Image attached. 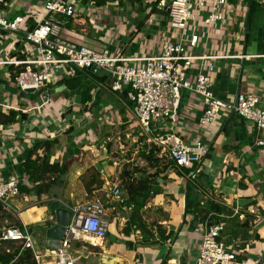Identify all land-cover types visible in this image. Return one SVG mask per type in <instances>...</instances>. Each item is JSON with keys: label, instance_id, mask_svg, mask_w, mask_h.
<instances>
[{"label": "crops", "instance_id": "0c3cea01", "mask_svg": "<svg viewBox=\"0 0 264 264\" xmlns=\"http://www.w3.org/2000/svg\"><path fill=\"white\" fill-rule=\"evenodd\" d=\"M7 1L12 5L9 9H5V14L9 19H13L15 16H22L26 19L20 25L21 31L30 30L36 25L41 14H37L34 18L29 12H42L38 0L34 8L31 4L18 3L17 0ZM13 2L16 3L12 4ZM154 2V0H138L135 3L141 9H136L137 7L133 8L131 3H128L129 6L128 4L121 6L123 3L116 5L117 2L108 1L99 6L102 9L100 14H97V11L95 15L89 12L86 15H80L79 18L67 19V25L61 31V35L78 45L91 47L98 51L106 48L112 54H119L125 58L158 54L162 39L160 31L162 33L165 28V23H163L165 17L163 14L157 13L162 15L163 20H160L155 15L156 10L151 11ZM255 2L259 5L260 13L253 25L256 30L250 32L248 42H245L248 0H228L229 11L225 17V26L218 27L219 29L215 27L217 35L214 34L215 30L213 29H202V31L204 30L202 38H206L210 43L211 48L209 49L217 47L218 53L224 56L216 61L213 60L216 73L213 76L212 91L221 100H233L238 91L244 90L252 91L262 101L264 100V54H262L261 47V44L264 43V0H255ZM122 10H125L124 13L130 14L132 21L130 24V19L123 16L122 21L128 23V26L126 30L120 29L124 31V34L119 35L115 41L114 36L111 39V33L116 27L110 25L112 23L110 19L120 15ZM86 18L89 21L93 20V23L99 19L101 21L105 19L108 26L102 31H95V29L90 31L88 27H85ZM260 24L262 25L259 26ZM20 35L17 33L11 37L14 39ZM202 38L198 48L203 49V46L206 47V43H202ZM224 44H226V49L222 47ZM253 44L257 51L248 52L249 45ZM14 48L10 47L13 50H8V54L11 56L16 55L20 47L17 44L15 51ZM149 51L151 54H148ZM203 53H209V51L207 52L204 48L203 52L197 53V55ZM240 54L250 58H238L237 56ZM2 67L0 66L2 73L0 75V99L6 101L13 99L11 104L14 111L24 113L27 118L24 120V124H22V120L9 126H0V182L5 181L10 175L21 176L19 171L23 157L36 138L57 136L59 144L53 148L50 161L63 162L68 167L67 173L61 179L62 183L65 178L67 185L62 190H60L61 187L53 190L51 192L53 198L47 203H44L47 200V194L41 196L31 194L28 198H24L23 200L31 203L21 210L20 203H17L18 210L25 212L24 218L21 217V213H15L7 205L17 221L28 227L32 237L36 233L37 237L41 238L36 246L33 237V250L35 252V248H38L39 264H56L57 258L54 250L49 247L44 238L45 229L52 226L54 220L53 215L48 211L49 202L57 200L70 209L79 204V201H82L87 193L84 187L85 181L81 183L80 180H77L82 169H87L89 164L88 158H81L84 155L83 152H86L88 148L85 145H76L77 138L84 136L83 129H75L69 135L76 151L73 148L68 150V135L64 134L65 131L59 132L63 126L68 127V120L76 117L73 115H76L75 113L82 106L80 95L69 92L59 83L49 85L47 89L39 92H21L5 75L4 70L7 69ZM29 95L38 97L40 103L33 102L32 99H29ZM69 109L73 113L75 112L71 114L73 117L70 116V112L66 113ZM201 112L199 98L183 92L177 131L183 135V139H188V141L198 139L208 145L209 153L204 160H206V165H209V169L216 166L212 178L204 172L203 163L201 165L202 169L199 173L203 172L211 184V189L203 197L213 196H209V198L231 208L234 214H239V219L245 215L250 217L249 233H256L260 240H249L241 249L242 256L248 259L250 264H264V195L261 191L264 185V176H260L261 173L264 174V157L256 159L257 154L264 156V152L260 153L259 151L264 149L255 146V129L238 115L222 113L214 124L203 127L198 122ZM81 116L83 115L81 114ZM80 130V134L73 136L74 132ZM63 141H67L66 146L62 143ZM70 153H73V156ZM79 155L80 159L77 158ZM104 170L109 174L111 168L105 163ZM104 178L107 180V177L104 176ZM155 179L157 193L152 194L139 210H133L130 206L125 205L126 201L120 204L111 197H106L114 186L103 192V196L112 201L109 202L105 212L108 222L116 223V235H111L110 238L106 237L105 253L100 247L101 256L106 258V262H101L100 258L98 264H162V261L164 264H193L198 252L194 255L192 251H195L198 242L201 243V235L197 219L191 216L184 217L186 179L173 173L167 178L165 175H160ZM93 187L95 188V185ZM94 190L92 192L98 191ZM60 191H63L61 193L63 195L60 194ZM33 198L37 199L35 203H32ZM180 203L182 204V215L178 213ZM38 214L40 215L37 218ZM46 223L49 224L46 226ZM84 245L86 244H79L76 247L80 248V251H76V249L67 251L69 264H83L78 261L79 258H88L85 257L88 255H82L83 257L76 255L81 251L85 252ZM129 254L133 256H131V261L127 260ZM85 264L89 263L86 261Z\"/></svg>", "mask_w": 264, "mask_h": 264}, {"label": "built area", "instance_id": "2783aa9c", "mask_svg": "<svg viewBox=\"0 0 264 264\" xmlns=\"http://www.w3.org/2000/svg\"><path fill=\"white\" fill-rule=\"evenodd\" d=\"M154 1H157L156 8L165 11V28L162 33L160 31L162 39L158 54L125 58L112 54L106 48L98 51L78 45L61 35L68 22L66 20L89 13V7L93 5L91 2H40L41 13L29 12L34 18L41 14L36 25L30 30L21 31L20 25L25 22V17L9 19L5 9L12 5L7 0H0V45L9 41L1 51L8 54L13 50L10 47H15L14 51L17 44L20 47L16 55L8 54L0 58V66L7 69L4 70L5 75L21 92L31 89L33 92L43 91L64 77L72 76L76 70L88 71L92 66L99 69L109 76L108 84L112 91L126 93L136 128L145 137L147 145L159 148V152L178 168L192 169L197 165L196 171L190 174L191 178L201 171L209 146L198 139H183V135L177 131L183 92L199 98L202 109L198 121L200 126L214 124L222 113H234L253 126L256 132L255 146L264 149L263 101L249 90L238 91L233 100L217 98L212 91L213 76L216 73L213 60L224 56L218 53L217 47L209 49V53H193V49L201 43L202 29L212 30L225 26L228 0ZM17 33L21 35L12 39L11 35ZM222 47L226 49V44ZM237 57L250 58L243 54ZM11 66L12 69L9 68ZM19 68L23 70L17 72ZM13 101L0 99L1 111L7 113L14 110L11 104ZM23 181L21 176L14 174L0 182V203L5 208L8 207L6 199L19 195V185ZM106 197L120 204L126 201L117 186ZM69 210L71 216L60 248L54 250L56 264L70 263L67 251L71 249V242L80 241L84 234L101 240L108 234L109 222L100 203L87 202ZM199 228L201 243L194 264H250L248 259L243 258L242 250L226 243L224 222L210 225L207 221L200 222ZM1 242L17 244L20 252L30 249L36 264H39V255L33 250V237L24 224L3 228L0 231Z\"/></svg>", "mask_w": 264, "mask_h": 264}, {"label": "trees", "instance_id": "16d2710c", "mask_svg": "<svg viewBox=\"0 0 264 264\" xmlns=\"http://www.w3.org/2000/svg\"><path fill=\"white\" fill-rule=\"evenodd\" d=\"M136 0H132L134 3ZM89 2L96 6H102L108 2V0H83L84 4ZM248 12L246 18V37L245 42H248L250 37V32L255 24L256 18L260 13L259 5L255 0H248ZM157 1H155L151 6V11L156 10ZM258 9V10H257ZM260 24L259 26H261ZM32 29V28H31ZM262 54H264V43L261 44ZM12 69V66L9 67ZM23 68H19L17 72H20ZM13 80V77L11 78ZM109 76L102 73V75H97L96 73H90L87 70H81L78 75L73 74L72 76L65 77L58 83L63 86L66 90L71 93L80 95L81 105H83L84 112L92 110L91 115L96 117L100 110L99 106H95V97L93 91L95 90L94 84H98L101 88L102 94L113 93L116 95L119 102L122 105L121 111L126 112V108H129V103L127 98L121 92L112 91L110 85L108 84ZM57 83V84H58ZM97 91H100L97 90ZM109 106V105H108ZM94 108H96L94 110ZM67 112H71L69 109ZM26 115L18 111H8L3 113L0 109V126H9L15 124L17 121L26 120ZM126 115L123 116L122 120L127 123L129 120L126 119ZM225 129V127H223ZM74 130V124L71 122L68 124L67 131L64 133L69 139L70 151L74 148V143L70 139V133ZM81 132V131H80ZM80 134V133H79ZM59 144L58 137L52 138H36L34 139L30 148L26 151L23 161L21 163L19 174L24 179V181L19 185V194L29 196L31 194L35 196H41L42 194L51 193L53 190L58 189L61 179L68 171V167L63 162H51V152L54 147ZM146 148V147H145ZM160 149L155 146L145 149L141 156L148 162V164H153L157 162V154ZM73 156V153H70ZM172 167L177 170L179 176L185 177V208L184 217L191 216L197 219V221L205 222L210 224L224 222L226 224V243L232 245L233 248L241 250L247 244L249 240H260L259 236L255 233H249L251 228V220L248 215H245L242 219H239V214H234L233 210L222 203L216 201L213 198L203 197L211 189V184L209 179L204 173H198L193 178H191V173L196 171L195 165L192 169L178 168L174 166L172 162H168ZM152 165V166H153ZM160 173V172H159ZM130 175L129 173H127ZM157 171L147 177H142L137 179L136 184H126V202L125 205L130 206L133 210H139L144 206V203L152 194L157 193L156 189V179ZM97 185L101 188L102 181L95 174L89 179L87 183L84 184L86 192L90 193L94 190L92 188ZM58 187V188H57ZM207 187V188H206ZM212 191V190H211ZM264 195V185L261 189ZM6 209L0 203V213L5 214ZM10 211V210H9ZM35 211V210H34ZM31 211V212H34ZM40 214H38L37 218ZM8 217L11 218L10 215ZM8 217L6 219H8ZM49 223H46V226ZM16 226H20V222L17 221ZM127 230V229H126ZM160 234V233H158ZM12 242H1L0 243V264H36L34 255L30 249H24L20 252V246L16 249L10 250L9 248H3L2 245L10 244ZM13 244V243H12ZM79 246V244H77ZM6 250H9L7 252ZM106 250V249H105ZM104 250V253H105ZM39 254V253H38ZM102 262H106V258L103 256ZM164 264V261H162Z\"/></svg>", "mask_w": 264, "mask_h": 264}, {"label": "rangeland", "instance_id": "374dc122", "mask_svg": "<svg viewBox=\"0 0 264 264\" xmlns=\"http://www.w3.org/2000/svg\"><path fill=\"white\" fill-rule=\"evenodd\" d=\"M36 1L37 0H17V2L19 3H28L32 5V8L35 7L36 5ZM39 2H44L45 0H38ZM108 1H112V2H117V4L123 3L121 4V6H125V4L131 3V6L137 7L136 9H141L137 3L138 0H136L134 3L132 2V0H108ZM130 4H128L129 6ZM16 6V5H15ZM135 11H138L136 10ZM101 7L96 6V5H91L89 7V12L100 14L101 13ZM125 10H122L120 12V15H116L115 18H111L110 21H112V23L110 25H113V27L115 28L112 33H111V39L114 36V40L119 36V35H123L124 31L122 30H126L127 29V24L124 23L123 20V16H125L126 18L130 19V14L129 13H124ZM96 14V15H97ZM157 15V17L160 20H163V18L161 17L162 15L160 14H155ZM113 16V15H112ZM227 19L229 20V17H227ZM93 21V20H92ZM91 20L89 21L87 18L85 20V27H88V30L92 31L93 29H95V31H102L105 30L107 28L108 25H106V21L105 19L103 21H101L100 19L97 20L96 22H92ZM101 21V23H100ZM132 20L130 19L129 23ZM164 23V21H163ZM121 24L122 28H120L121 26H119ZM131 24V23H130ZM106 25V26H105ZM109 25V26H110ZM97 29V30H96ZM122 29V30H120ZM205 30H207L205 28ZM215 30V29H213ZM256 28L252 27L251 31H255ZM204 31V30H203ZM90 34V33H89ZM204 34V32H203ZM203 34L200 33V36H202ZM214 34L217 35V30L214 31ZM264 34V31H263ZM116 41V40H115ZM202 43H206V47L205 49L207 50V52L209 51L210 47V43L207 42L206 38H202ZM252 43V42H251ZM256 43V42H254ZM9 44V41H4L3 45H0V50L3 49V46H7ZM221 48V45H220ZM256 48L255 45H249L248 47V52H256ZM150 52V51H149ZM148 54H151V52ZM203 49L202 48H194L193 49V53L195 54H199L202 53ZM7 55L4 53H0V58L3 59L5 58ZM9 56V55H8ZM238 62V61H235ZM239 63V62H238ZM102 71H98L96 72L97 75H102ZM1 71H0V75H1ZM65 78V77H64ZM94 86L96 87L95 90L93 91V95L95 97V106H99L100 110L96 115V118L93 117L91 115L92 110L84 112L83 110V105L81 106V108L75 113L76 116L74 119L68 120L69 124L72 122L74 124V130H78V129H83V138H77L76 145H85L88 150L86 152H83V156L81 157L80 155L77 157L78 159H80V157L83 158H88L89 160V164L87 169H82L83 171L80 173V176L77 180H80L81 183H83L85 181V183L87 181H89V179L92 177L93 174H95L96 176H98L99 179H101L102 181V187L101 189H97V185H95V190H98L97 192H91V193H86L83 197L82 201H79V204L77 205H81L85 202L91 201V202H98L100 203L104 209L106 210L107 207L109 206V202H112L111 200H107L104 196H103V192L104 191H108L109 189H111L113 186H118L122 192V194L126 197V190H125V186L126 184H136L137 179L142 178V177H147L148 175H151L153 173H155L157 171V176L159 177L160 175L163 176L165 175V177L167 178L169 175H171V173L176 174L177 175V170L172 167L168 162V159L166 158V156L162 153L159 152L156 156H157V162L153 164H148V162L141 156V153L145 150V149H149V145H147L148 143L145 140V137L140 134L138 132V129L136 128V121L134 120V116L132 115V112L129 108H126V112L124 114L123 111H121V107L120 105L121 102L118 101L117 97L115 94L113 93H107L106 95L100 93L101 92V88L98 86V84L96 85V83L94 84ZM100 91H97L99 90ZM186 94H188L187 92H185ZM28 98V95H27ZM29 99H32L33 102H36V104L40 103V100L38 97H34L32 95H29ZM109 105V106H108ZM261 107H264V100L261 104ZM96 108H94L95 110ZM68 111V110H67ZM68 113V112H66ZM65 113V114H66ZM73 112H70V116H72ZM73 113V114H74ZM81 114L83 116H81ZM126 115V119L129 120L127 123H125V121L122 120L123 116ZM72 116V117H73ZM218 121V120H217ZM63 126V125H62ZM67 126H63L61 129V131L59 130V132H63V131H67ZM80 130V131H81ZM80 131L78 132H74L73 136L77 135L78 133H80ZM80 139H83L82 141ZM66 140V139H65ZM81 141V142H80ZM62 143H64V145L66 146L67 141H63ZM149 146V147H148ZM146 147V148H145ZM260 153H262L261 151L264 152V150H259ZM262 159V155L257 154L256 159L260 158ZM77 159V160H78ZM262 162V160H261ZM105 163L107 165H109V167L111 168L109 174L104 172V167H105ZM203 165L205 166V170L204 172L209 175L210 177H214L213 174V170H214V166L213 168L209 169V165H206V160L202 161ZM263 163V162H262ZM79 164V162H78ZM153 165V166H152ZM211 165V164H210ZM214 165V162H213ZM264 165V163H263ZM83 168H85V166H83ZM107 170V168H105ZM104 172V173H103ZM160 172V173H159ZM127 173H129L130 175H128ZM105 177H107V180H105ZM156 176V177H157ZM260 176H264L263 173L260 174ZM185 179V177H183ZM67 185V180H65L64 178V182H60V185L58 187H61L60 190L64 189L65 186ZM57 187V188H58ZM57 190V189H56ZM94 190V191H95ZM63 192V191H62ZM60 191V194L62 193ZM46 195V194H45ZM63 195V194H61ZM30 196V195H29ZM57 196V195H55ZM213 197L211 195H208V197ZM33 197V196H31ZM215 197V195H214ZM24 198H28V195H18L14 198H8L6 199V204L8 206H10V208L12 209V211L14 210L15 213H21V217L24 218L25 216V212L24 211H19V207L17 206V203H20V210L27 207L31 202H26L25 200H23ZM52 193H48L47 194V200L44 203H47L50 199H52ZM22 200V201H19ZM222 200V199H220ZM37 201L36 198L32 199V203H35ZM76 205V206H77ZM181 206L182 204H179V208L180 210L178 211V213L180 215H182V211H181ZM8 215L11 216L8 217ZM8 217V219H6ZM17 222V218L13 215V213L11 211H9V209H6L5 214H1L0 213V231L3 228H6L10 225H15ZM108 237L113 235H116V223L114 221H110L108 223ZM34 237V241L36 246H38V242L41 241L40 237H37V234L35 233L33 235ZM110 238V237H109ZM43 239V238H42ZM77 244H86L84 245L85 247V252L82 253V251L79 254H76L77 256L83 257L82 255H88L85 257H88L86 259H82L79 258V262H82L83 264H85V262L87 261L89 264H98V260H100V258L102 259L103 255L101 256V249L100 247H102L103 250L106 249L107 247V238L104 239L103 243L101 246H98L93 244H91L90 242H88L86 239L82 238L80 241H72L71 242V249L75 250H81L80 248H76ZM198 247L196 246L195 251H192V254H197L199 246H200V242L197 243ZM18 245L15 243H10V244H6V245H2L3 248H9L10 250H14L16 249ZM198 248V249H197ZM35 251L38 252V248H35ZM86 251H88L89 253H87ZM132 255L129 254L127 256V260L131 261L132 260ZM84 257V258H85ZM196 257V256H195ZM195 259V258H194ZM102 262V261H101ZM194 264V262H193Z\"/></svg>", "mask_w": 264, "mask_h": 264}, {"label": "water", "instance_id": "95a60500", "mask_svg": "<svg viewBox=\"0 0 264 264\" xmlns=\"http://www.w3.org/2000/svg\"><path fill=\"white\" fill-rule=\"evenodd\" d=\"M156 13L164 14L165 11L162 9H156ZM90 73H96L99 69L95 67H91L88 69ZM81 71L76 70L75 75L80 74ZM27 92H33V90H27ZM124 97L126 98V93L124 92ZM48 211L52 214L53 225L47 227L44 232V238L47 240L48 245L53 250L59 249L61 245V241L63 239V234L65 231V227L68 225L70 220V210L65 206L62 205L60 201L51 200L48 205Z\"/></svg>", "mask_w": 264, "mask_h": 264}, {"label": "bare ground", "instance_id": "6f19581e", "mask_svg": "<svg viewBox=\"0 0 264 264\" xmlns=\"http://www.w3.org/2000/svg\"><path fill=\"white\" fill-rule=\"evenodd\" d=\"M84 239H86L88 242H90L92 245H98L101 246L104 239L100 240V239H96L94 237L88 236L84 234ZM35 253L37 254V252L35 251ZM40 260V259H39Z\"/></svg>", "mask_w": 264, "mask_h": 264}]
</instances>
